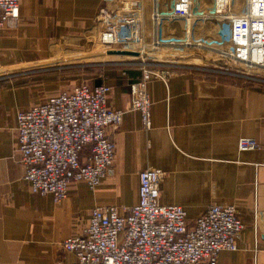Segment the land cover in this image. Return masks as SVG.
<instances>
[{
	"label": "crops",
	"instance_id": "0c3cea01",
	"mask_svg": "<svg viewBox=\"0 0 264 264\" xmlns=\"http://www.w3.org/2000/svg\"><path fill=\"white\" fill-rule=\"evenodd\" d=\"M134 6L130 0H21L18 23L0 27V264H70L76 256L63 241L82 232L96 206L124 213L137 204L139 172L150 167L167 171L161 203L182 205L190 219L215 203L236 205L244 229L238 249L222 251L219 264H264V85L172 66L178 69L168 81L148 84L150 130L136 110L127 111L117 129L108 128L115 162L98 188L74 182L57 203L50 194H34L25 181L15 153L17 113L74 83L51 76L71 68L61 56L90 52L105 9L132 13ZM140 75H99L94 84H109L108 106L128 110ZM244 137L259 146L240 150Z\"/></svg>",
	"mask_w": 264,
	"mask_h": 264
},
{
	"label": "built area",
	"instance_id": "2783aa9c",
	"mask_svg": "<svg viewBox=\"0 0 264 264\" xmlns=\"http://www.w3.org/2000/svg\"><path fill=\"white\" fill-rule=\"evenodd\" d=\"M132 2V13L108 9L101 13L100 45L112 50L120 44L140 54L149 47L154 53L169 48L174 50L169 60L175 63L163 69V64L143 58L128 110L108 106L109 84L80 81L19 111L15 153L34 194H50L60 203L74 182L98 188L112 174L115 162L108 128L117 129L125 113L136 110L144 129L150 130L148 84L154 78L168 81L172 66L181 65L179 55L188 49L216 48L221 58L238 68L227 66L223 74L264 81L258 72H264V0ZM20 3L0 0V27L18 23ZM258 146L252 138L239 141L243 151ZM166 176L162 168L141 170L139 202L124 213L114 205L96 206L82 232L63 241L64 249L76 256L70 264H219L222 251L237 250L244 224L236 205L215 203L190 219L182 205L161 203Z\"/></svg>",
	"mask_w": 264,
	"mask_h": 264
},
{
	"label": "rangeland",
	"instance_id": "374dc122",
	"mask_svg": "<svg viewBox=\"0 0 264 264\" xmlns=\"http://www.w3.org/2000/svg\"><path fill=\"white\" fill-rule=\"evenodd\" d=\"M133 1V0H131ZM132 4H134L132 2ZM90 52H98V51H107L109 48H105L102 45H100L98 38H94L90 43ZM122 45H114L111 49H122ZM133 48H137L136 45L133 46ZM174 50L169 48H163L161 50L156 51L155 53L152 52V49L149 47L144 53L143 57H133V56H123V55H103V56H97L90 59H80V60H69L71 56H74L77 54H71V56H61V61L64 62V64L69 65L71 68H69L67 71L58 70L54 75L51 76V78L54 79H65L67 78L71 80H75L73 84L80 82V81H88L90 83H94V78L101 75L102 77L109 76L111 78H120L121 73L123 71H134L138 70L140 71L141 67V61L143 58L149 60L151 63L156 64H163L160 67L163 69H166L168 66L166 64H172L175 63L172 60H169L168 55H174ZM189 53H199L200 55H203L207 57V61H204V58H194L191 60L187 59V55ZM81 54V53H80ZM84 54V53H83ZM140 56V55H139ZM221 54L218 52V49H188L183 54L179 55V61L181 65L184 66H190V67H196L200 69H193L197 70L200 73L204 74L205 76H211L213 78H218L220 80H226L229 82H235V83H243V84H252L256 85L261 84L264 85V81H253L248 80L246 78L237 76V75H228L223 74L221 70H226L229 67L233 69H238L237 67H234L231 64V61L226 58H221ZM54 62V61H53ZM54 63L47 64V66L53 65ZM83 64H89L85 66H80ZM95 64V65H94ZM60 65H56L54 67H58ZM229 66V67H227ZM171 69H178V68H171ZM169 69V70H171ZM205 69V70H203ZM209 69V70H208ZM261 71V72H260ZM258 71L260 74L264 76V72L262 70ZM141 72V71H140ZM72 84V85H73ZM72 85H67L65 88H68Z\"/></svg>",
	"mask_w": 264,
	"mask_h": 264
},
{
	"label": "water",
	"instance_id": "95a60500",
	"mask_svg": "<svg viewBox=\"0 0 264 264\" xmlns=\"http://www.w3.org/2000/svg\"><path fill=\"white\" fill-rule=\"evenodd\" d=\"M103 55H123V56H139L138 52L132 50H121V49H112L107 51H98V52H88L85 54L72 56L69 60H79L84 58H94L97 56Z\"/></svg>",
	"mask_w": 264,
	"mask_h": 264
},
{
	"label": "bare ground",
	"instance_id": "6f19581e",
	"mask_svg": "<svg viewBox=\"0 0 264 264\" xmlns=\"http://www.w3.org/2000/svg\"><path fill=\"white\" fill-rule=\"evenodd\" d=\"M121 50H132V49L124 48V49H121ZM136 52H138V51H136ZM138 54L141 55V56H133V57H136V58H137V57H140V58L143 57V54H142V53L140 54V53L138 52ZM186 57H187L188 60H191V59H194V58H198V57H200L201 59L204 58V61H205V60H206V61L208 60L207 57H205V56H203V55H200L199 53H189Z\"/></svg>",
	"mask_w": 264,
	"mask_h": 264
},
{
	"label": "trees",
	"instance_id": "16d2710c",
	"mask_svg": "<svg viewBox=\"0 0 264 264\" xmlns=\"http://www.w3.org/2000/svg\"><path fill=\"white\" fill-rule=\"evenodd\" d=\"M130 73L133 72L135 74V76H138L140 74V71L138 70H134V71H129ZM100 83V82H99Z\"/></svg>",
	"mask_w": 264,
	"mask_h": 264
}]
</instances>
